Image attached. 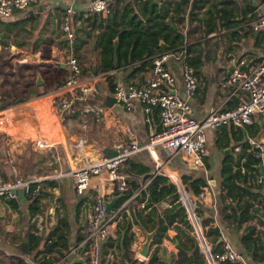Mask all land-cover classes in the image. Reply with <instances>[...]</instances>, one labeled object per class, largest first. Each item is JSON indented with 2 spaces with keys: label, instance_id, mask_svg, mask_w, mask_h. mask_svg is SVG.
Segmentation results:
<instances>
[{
  "label": "crops",
  "instance_id": "obj_1",
  "mask_svg": "<svg viewBox=\"0 0 264 264\" xmlns=\"http://www.w3.org/2000/svg\"><path fill=\"white\" fill-rule=\"evenodd\" d=\"M110 1L114 3L117 0ZM262 1L250 0L252 6ZM121 2L119 0V4ZM69 7L72 8L69 14V25L73 32L71 41H67L61 31V22ZM87 7L88 0H37L27 10H14L11 16L0 19V115L6 119V126L0 128V182L38 178L42 192L50 194L48 198L40 200L41 206L46 209L45 215L39 213L32 217L29 212L30 196L21 187L16 190V199L0 197V264H38L41 257L38 251L42 250L51 239L58 241L60 245L63 241L66 244V246L57 245L59 251L53 250L46 254V257L55 261L54 264H84L83 240L79 239L84 238L88 232L93 195L97 191L95 185L99 179L92 177L89 187L83 192H78L68 171L73 169L72 167L80 166L81 160L85 163L93 162L118 149L129 150V158L149 169L151 174V177L145 181H142L144 174L135 175L130 179L139 187L134 196L154 177L152 173L160 159H166L160 148L157 149L158 158L153 157L145 149L151 128L156 129L160 126L155 107H152L149 113L151 122L148 124L145 120L148 115L138 99L130 100V104L118 102L112 97L107 83L105 84L104 79L110 74H114L116 86L138 84L139 78L127 80L129 68L98 73L99 78L95 81L96 96L91 97L92 94L79 97L83 99L81 102L84 104H77L76 101L71 116L65 120L58 116L57 108L53 103L56 95L54 86L66 77L69 70L65 64L57 67L55 60L68 55L82 56V62L77 57L81 66L92 64L90 74L86 77L94 76L96 73L99 54L95 51L94 36L98 33V29L88 20L91 13L87 11ZM196 13L209 14L212 17L202 22V30H210L206 38L209 42L201 48L202 63L197 65L199 69L196 70L199 84L194 97L190 100L194 117L201 121L213 108L232 110L239 102L247 100L244 91L227 84L224 78L229 75L232 61L237 57L242 56L247 62L258 61L264 55V44L259 33L251 31L247 23L240 24L245 32L242 31L235 41L238 45V47L234 46L236 54L227 56L229 50L223 51L225 44L220 39L225 29L216 30V20L205 8L193 9L192 13L187 14L186 31L189 27L191 30L197 27L195 25H198L199 21L197 23L190 21L191 15ZM13 22L16 24L12 26ZM210 22L213 23L211 26H209ZM193 31V33L189 32L188 40L200 34L199 31ZM192 42L188 41V44ZM170 70L176 81L167 90L179 95L185 94L180 63L177 60L171 62ZM52 77L55 80H52ZM94 101L100 103V112L105 114L103 119L84 115L86 106L94 104ZM38 112H43V115ZM30 118L33 119L31 120L33 123L29 122ZM36 125L44 126L45 132L38 134L41 129ZM231 126L234 127L232 130ZM237 128L242 132L241 141L254 134L256 137L252 138L264 144V118L261 115H254L252 123L248 125L237 126L229 121L216 128H208L207 155L202 165H191L178 155L169 161V169H167L174 180L167 175L158 174L168 178V182L173 185L175 182L181 184L174 185L172 193L156 200L147 196L142 202H134L132 196L121 205L122 215L125 213L131 223L127 234L133 233L134 238L126 246V258L122 248L124 231L115 233L116 225L124 224L121 215L111 225L107 239L101 244V264H148L154 250L158 261L161 262L154 264H187L177 262L179 244L184 243L190 247L194 243L197 248V241L191 234L192 230L185 228L179 221L168 225L164 231H159V223H157V231L146 258L139 256L136 251L138 242L144 240V230L151 231L157 224L152 229L145 228L134 222L132 212L136 215L140 213L145 219L147 216L155 219L157 216H163L165 209L179 202L185 208L190 226L194 228L197 225L214 248L221 249L222 242L228 241L237 252L242 254L246 264H264V260L254 261L246 253L240 239L247 225H254L257 233L264 237V201L262 196L257 199L253 197L262 194L261 184L255 177L251 185L250 178L245 177L247 181L244 185L248 186L250 193L244 194L241 200L235 201L227 197L226 188H223L221 183L223 160L228 156L239 160L242 152L241 141L234 139L232 134ZM51 133L55 134L53 139L56 142L53 146L42 150L32 146L30 141L32 138L38 136L48 138ZM238 134L236 133V136ZM225 142L228 143L227 146H224ZM243 161L244 159L240 160L233 168L243 170ZM256 167L259 171L258 164ZM123 174L127 178V175ZM183 177L188 178V183L197 179L203 181L204 185L200 186L201 192L195 194L196 187L190 185L189 193L185 194L181 187ZM48 182L54 185L49 186ZM254 184L260 185L261 188L254 190ZM129 186L128 183V188ZM174 187L181 192L178 199ZM189 194L197 196L202 204L194 208ZM245 200L251 202L253 208L257 209L255 215L239 225L225 217V214L232 212L231 204L237 209L244 205ZM11 201L14 202V206ZM189 205L195 211L194 221L189 217ZM153 210L155 213L152 212ZM38 221L41 224L39 231H37ZM147 224L149 226L150 222ZM56 226L59 230L52 233ZM32 232L41 237L37 245L28 242L29 233ZM158 232L162 236L155 242ZM25 235H27L26 252L21 250ZM187 235L192 238L187 240ZM195 250L194 254L191 249L187 250L190 261L200 254L198 248L197 251Z\"/></svg>",
  "mask_w": 264,
  "mask_h": 264
},
{
  "label": "built area",
  "instance_id": "obj_2",
  "mask_svg": "<svg viewBox=\"0 0 264 264\" xmlns=\"http://www.w3.org/2000/svg\"><path fill=\"white\" fill-rule=\"evenodd\" d=\"M37 0H0V18H6L13 14L14 10L25 11ZM112 3L110 0H88L87 11L95 14L110 13ZM72 8H67L66 15L61 22V31L67 41L73 38V32L69 25V14ZM253 19L249 22L252 31L260 32L264 44V2L253 6L251 12ZM235 55V51H228L227 56ZM185 51L173 53L163 51L152 59V67L144 77L141 85L131 84L126 87L116 86L114 98L118 102L130 104V100L138 99L144 105V111L148 115L145 120L150 124L149 113L152 107H157L160 119L159 128H151L145 149L153 157L158 158L157 149L160 148L166 155V159H160L156 165L153 176L158 174L174 178L167 172L168 163L174 157L180 155L193 165H202L207 155L206 130L216 128L224 123L233 122L237 126L251 124L254 115L264 118V55L255 62H247L244 57H237L232 61V68L228 76L224 78L227 84L244 91L247 100L239 102L232 110L213 108L201 121L197 120L193 113L190 100L194 97L199 77L195 70L187 62ZM174 60L180 63L182 79L184 82L185 97L167 90L175 83V77L170 70V64ZM65 64L68 74L62 81L55 84L56 95L54 105L58 116L65 120L72 115L74 105L81 96H87L97 89L95 81L97 74L91 76L81 75V65L75 55L65 58H57V67ZM6 126V119L0 115V128ZM32 138L34 148L42 150L49 148L56 142L53 137ZM247 142L250 151L257 158L258 171L256 180L262 186V199L264 201V144L255 138L249 137ZM129 150H122L115 155L105 156L99 160L85 163L84 165L69 170V174L78 192H83L90 185L92 177H98L95 185L96 193L93 195L92 210L89 216V228L82 244L84 248V264H101V244L108 235L111 225L121 217L123 207L114 210L113 214L106 213V204L116 192H122L128 188L126 176L119 171L120 164L127 159ZM179 182H175V186ZM180 184V183H179ZM181 185V184H180ZM21 187L30 198H34L41 191L39 179L15 180L12 182H0V197L13 200L17 198L16 190ZM186 194V193H185ZM187 196V195H186ZM183 199V198H182ZM187 200V198L185 199ZM189 217L195 219V211L188 206ZM41 229L40 221L37 222V231ZM191 234L197 241L198 252L204 256L207 264H246L245 259L237 252L228 241H223L221 249L214 250L213 244L207 240L197 225Z\"/></svg>",
  "mask_w": 264,
  "mask_h": 264
},
{
  "label": "trees",
  "instance_id": "obj_3",
  "mask_svg": "<svg viewBox=\"0 0 264 264\" xmlns=\"http://www.w3.org/2000/svg\"><path fill=\"white\" fill-rule=\"evenodd\" d=\"M121 1V4H119V0L114 3L112 2L110 13L106 17H102L100 14L95 13L90 14L88 17V20L92 22V26H96L98 29V33L94 36L95 51H98L99 54L95 74L112 71L113 69L129 68L130 72L127 75V80L130 81L135 78H139V83L137 85H141L144 82V74L150 71L153 57L163 51H171L173 53L185 51L187 54V62L195 70V73L197 72L196 70L199 69L197 65L202 63L200 57V52L202 51L201 48L208 44L209 41L206 38L210 30H202V22L204 20L200 19L198 25H195L197 26L196 28H192L191 30L189 27L186 31L185 21L187 20V14L189 15L192 13L193 9L205 8V10L211 13L215 18L217 27L216 30L225 29V32L220 35L221 41L225 44L223 51L225 49L226 51H235L234 46L238 47V45L235 44L237 37H239L242 31L245 32L244 28L240 26V24L247 23L250 28L249 22L253 19L251 14L253 6L250 0ZM262 2H264V0ZM14 24H16V22H13L12 26ZM193 30L199 31L200 34H197V36L188 40V34L189 32L193 33ZM255 33H259L261 38L260 32ZM160 40L167 45V49H163V47L159 45ZM188 41L193 42L192 44H188ZM77 57L80 62H82V56L77 55ZM91 69L92 64H89V66L82 65L81 75L86 76L90 74L89 70ZM52 80H55V78L52 77ZM104 81L105 84L107 83L106 85L109 87L110 91L114 93L116 88L114 74L106 76ZM155 109L158 112L157 107H155ZM156 111L154 114L155 117L157 114ZM156 128L158 129L159 126ZM233 128V126L230 127L231 130ZM236 133L239 134L236 136ZM232 134L234 139L241 141L242 132L239 128H237ZM250 135L251 138L256 137L254 134ZM227 145L228 143L225 142L224 146ZM241 145L242 152L239 160L232 159L228 156L223 160L221 168L222 187L226 188L227 197H230L235 201L241 200L244 194L250 193L247 189L248 186L244 185L245 181H247L245 177L250 178L252 185L258 173L256 167L257 158L250 151L247 139L245 141H241ZM242 159H244L243 163L241 162L243 170L240 168L234 169L233 167L235 165L237 166L239 161ZM119 171L127 175V180L130 186L122 192H116V194H120V198L114 210L121 207V205L127 199L131 198L135 191L139 189L134 180H130L132 177L144 174L142 181L151 177L149 169L136 161H133L129 158V156L120 164ZM187 179L188 178L185 177L182 179V184L185 186V189L189 191L190 185L194 186L196 187L195 194H199L201 192L200 186L204 185V182L197 179L188 183ZM240 184H242V186ZM47 185L52 186L54 184H52V182H48ZM172 187L173 184L168 182V178L156 175L149 180L144 189H140L137 194L133 196L132 200H134V202H142L147 196L152 200H156L159 197H166V195L172 193ZM253 188L254 190L257 188L259 190L261 186L254 184ZM42 191L43 190H41V192L33 199L30 198L29 212L31 217L39 213L45 215L46 209L41 206L40 200L42 198H48L50 194ZM260 196H262L261 193L253 197L257 199V197ZM176 198L178 199L179 195H177ZM11 204L13 206L15 205L13 201H11ZM230 210L232 212L225 214V217L233 220L238 225L257 213V209L253 208L252 203L248 200H245L244 205L237 209H235V207L231 204ZM238 210L239 213H237ZM152 212L155 213L154 210ZM132 214L135 223L149 229H152L157 223H159V231H164L168 225H171L174 222L177 223L178 221L182 222L185 228H189L190 230L193 229L190 226V222L186 217L185 208L181 202L165 209L163 216H157L155 219L150 216H147L146 219L142 218L140 213L136 215L132 212ZM122 218L124 220V224L123 226H120L118 223L115 227V233L121 230L124 231L122 234V248L124 250V256L126 257V246L134 238V234H127V230L131 227V223L125 213L122 215ZM147 222H150L149 226ZM58 230L59 228L56 226L52 230V233H56ZM33 233L34 232L29 233L28 242L29 244L30 242H33L37 245V243L41 240V237ZM58 234H60V231ZM161 236V233L158 232L155 242ZM186 238L189 240L192 236L187 235ZM240 239L246 249V253L249 254L254 261L264 260V237L260 235L259 232L257 233L254 225H247ZM79 240H83V238H80ZM57 245L66 246L64 241L60 245L56 240H49L43 249L38 251V254L41 255L38 260V264H54L55 261L50 257H46V254L52 252L53 250L59 251V249H57ZM179 247L180 248L177 253L178 263L207 264L204 256L200 254L198 256H194L193 261H190L187 250L191 249V252L194 254V250L196 249L195 251H197L194 243L190 247L184 243H180ZM214 250L218 251L219 249L217 250L214 248ZM155 262L161 263L158 261L156 250H154L150 255L148 264H154ZM219 264L230 263L221 262Z\"/></svg>",
  "mask_w": 264,
  "mask_h": 264
},
{
  "label": "water",
  "instance_id": "obj_4",
  "mask_svg": "<svg viewBox=\"0 0 264 264\" xmlns=\"http://www.w3.org/2000/svg\"><path fill=\"white\" fill-rule=\"evenodd\" d=\"M159 45L162 46L163 49H167V45L162 40H160ZM182 96L185 97V94H183ZM227 150H229V149H227ZM112 154H115V152H113ZM191 165H193V164L191 163ZM258 169H259V171H261L260 165H258ZM189 197L193 200L194 208L199 207L202 204L201 200L197 196H195L194 194H189ZM119 198H120V194H114L110 197V200L106 204V213L108 215L113 214L114 208H115ZM157 227H158V224H157L156 228L151 230V231H146L143 229L144 234H145L144 240L138 242V247L136 249L138 255L141 256L142 258H146L149 254V249H150L151 244L153 242L154 235L156 234ZM21 250L24 252L27 251V235H25L23 238V244L21 246ZM30 260L33 261V258L30 257Z\"/></svg>",
  "mask_w": 264,
  "mask_h": 264
},
{
  "label": "rangeland",
  "instance_id": "obj_5",
  "mask_svg": "<svg viewBox=\"0 0 264 264\" xmlns=\"http://www.w3.org/2000/svg\"><path fill=\"white\" fill-rule=\"evenodd\" d=\"M212 17L209 15V14H204V13H196V14H192L191 15V17H190V21H192L193 23H197L200 19H203V20H209V19H211ZM211 21V20H210ZM191 23V22H190ZM213 23L212 22H210L209 23V26H211ZM208 26V27H209ZM51 79V76L49 75V80ZM97 92V89L95 90V91H93V92H91L90 94H88V95H92L91 97H93V96H96V93ZM82 97H84V96H82ZM82 97H80V98H82ZM112 97H114V93H112ZM79 98V99H80ZM77 100L78 102H77V104H80V103H82V104H84V102H81V101H83V99H80V100ZM92 101V100H91ZM94 104H92V106H91V108L89 107V105H87L86 106V110L84 111V115L85 116H87V115H92V116H94L95 118L94 119H97L96 117H100V119H103L104 118V116H105V114H103L102 112H100V103H98L97 101H94L93 102ZM44 112V111H43ZM43 112H38L39 114H41V115H43ZM75 112H76V110H75ZM84 119H85V117H84ZM31 120H33V119H29V122L30 123H33V122H31ZM37 126V125H36ZM37 127H39V126H37ZM40 129H41V131L40 132H37L38 134H40V133H44L45 131H44V126H40L39 127ZM33 134H36V133H33ZM82 139L83 140H85V137L84 136H82ZM132 145H133V143H132ZM131 147H133V146H131ZM123 149H118V150H116V152H115V154H117L118 152H120V151H122ZM111 155H114V154H106V155H104V156H102V157H105V156H111ZM72 168H75V167H72ZM38 179V178H37ZM182 183V182H181ZM174 186V185H173ZM182 189H183V192H185L186 194L187 193H189L186 189H185V187H184V185L182 184ZM175 188V191L174 192H176L177 194L176 195H179L180 196V194H181V192L179 191V190H177L176 189V187H174Z\"/></svg>",
  "mask_w": 264,
  "mask_h": 264
},
{
  "label": "bare ground",
  "instance_id": "obj_6",
  "mask_svg": "<svg viewBox=\"0 0 264 264\" xmlns=\"http://www.w3.org/2000/svg\"><path fill=\"white\" fill-rule=\"evenodd\" d=\"M91 106H92V104L89 107L91 108ZM81 163H82V165H84L85 164L84 160L83 161L81 160Z\"/></svg>",
  "mask_w": 264,
  "mask_h": 264
}]
</instances>
